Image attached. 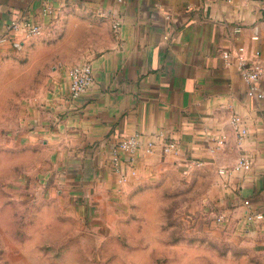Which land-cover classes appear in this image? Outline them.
I'll use <instances>...</instances> for the list:
<instances>
[{
	"label": "crops",
	"instance_id": "crops-1",
	"mask_svg": "<svg viewBox=\"0 0 264 264\" xmlns=\"http://www.w3.org/2000/svg\"><path fill=\"white\" fill-rule=\"evenodd\" d=\"M25 19L41 33L7 28ZM0 38V53L19 45L50 69L23 126L27 145L43 153L33 173L53 196L83 207L122 193L175 140L173 155L215 174L229 223L264 254V98L248 95L240 74L243 61H261L264 91V0H0ZM83 61L94 83L69 103L67 70ZM129 135L141 141L136 176L120 184L112 149ZM240 157L250 158V170L223 186L218 170Z\"/></svg>",
	"mask_w": 264,
	"mask_h": 264
},
{
	"label": "rangeland",
	"instance_id": "rangeland-1",
	"mask_svg": "<svg viewBox=\"0 0 264 264\" xmlns=\"http://www.w3.org/2000/svg\"><path fill=\"white\" fill-rule=\"evenodd\" d=\"M49 70L19 45L0 53V264H264L229 223L215 174L169 151L99 203L53 196L23 126Z\"/></svg>",
	"mask_w": 264,
	"mask_h": 264
},
{
	"label": "built area",
	"instance_id": "built-area-1",
	"mask_svg": "<svg viewBox=\"0 0 264 264\" xmlns=\"http://www.w3.org/2000/svg\"><path fill=\"white\" fill-rule=\"evenodd\" d=\"M230 1V0H226ZM118 26V21H113V28ZM7 28L14 32H19L25 36L38 35L42 31L40 24L31 20L11 21ZM240 26L236 27L238 31ZM0 38V42H1ZM222 57L226 61L229 58L227 51L222 52ZM263 64L261 61H252L250 63H241L240 74L248 85L247 94L256 98H264V91L259 88L257 82L262 74ZM68 76V94L67 102L77 100L82 94L86 93L94 83L93 68L89 61H83L71 65L67 70ZM235 125L240 124V118L235 116L233 118ZM241 133L245 132L243 127L240 128ZM220 139L218 142H222ZM154 143L148 141L146 151L151 152ZM141 141L138 135H129L121 138L113 147L112 158L110 162L112 172L117 176L118 182L124 184L131 178L136 176V169L134 166L135 154L140 150ZM166 151L177 154V142L171 140L164 143ZM194 164H201L199 161H190ZM251 160L249 157H240L236 163L231 167L221 168L218 170L219 175L222 176L223 186L228 187L230 176L236 171H248L251 168ZM254 219L261 220L263 215L261 213L254 214Z\"/></svg>",
	"mask_w": 264,
	"mask_h": 264
}]
</instances>
